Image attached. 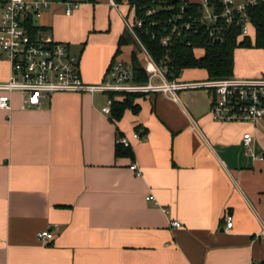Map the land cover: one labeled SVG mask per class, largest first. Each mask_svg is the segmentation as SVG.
Here are the masks:
<instances>
[{"label": "crops", "instance_id": "obj_1", "mask_svg": "<svg viewBox=\"0 0 264 264\" xmlns=\"http://www.w3.org/2000/svg\"><path fill=\"white\" fill-rule=\"evenodd\" d=\"M62 1L80 6L67 16L55 2L33 24L69 47L87 84L102 83L115 61L131 65L126 3ZM184 72L182 81L208 79ZM10 76L0 61V82ZM234 77L264 78V69L235 61ZM109 98L60 93L29 109L14 93L0 109V264H264V161L243 142L250 133L264 157V119L215 122L213 95L196 90L178 102L146 95L138 114L112 121L102 112ZM118 138L133 157H116ZM50 229L54 239L41 241Z\"/></svg>", "mask_w": 264, "mask_h": 264}, {"label": "built area", "instance_id": "obj_2", "mask_svg": "<svg viewBox=\"0 0 264 264\" xmlns=\"http://www.w3.org/2000/svg\"><path fill=\"white\" fill-rule=\"evenodd\" d=\"M58 1L66 5L67 16L80 6L62 0H3L0 3V61L11 65L10 78L0 82V109H11V95L14 93L22 94L26 107L34 109L46 98L60 93L109 96L162 94L178 102L182 92L206 90L213 95L210 113L215 122L255 124L264 119V78L182 81L181 77L174 76L171 79L169 71L155 62L137 34V30L143 31L148 24L150 27L163 25L166 35L161 38V43L164 47H169L173 38L185 36L189 39L190 34L207 36L209 46H215L224 43L227 34L238 24L241 37H249L252 23L248 10L264 3V0H182L180 10L162 21L154 18L160 11L174 9L171 0H163L160 5L156 0H136L135 4L126 2L130 12L124 17L125 24L139 42L149 80L145 84L135 83L132 66L115 61L106 79L97 85L83 80L77 59L66 44L55 41L45 31L32 35L28 29L29 19L33 21L41 17L43 10ZM111 4L119 6L114 0ZM152 38H157V35H152ZM112 106L110 97L102 112L110 116ZM134 137L138 141L145 139L139 134ZM243 142L248 155L254 160L264 161V157L255 152L250 133L244 135ZM116 144L132 148L127 138H118ZM131 170L141 175L137 164H133ZM147 200L157 204L152 195ZM172 226L180 228L182 224L174 221ZM233 226L234 219L229 215L226 217V229L231 230ZM38 238L43 242L52 241L54 234L50 229L40 233Z\"/></svg>", "mask_w": 264, "mask_h": 264}, {"label": "trees", "instance_id": "obj_3", "mask_svg": "<svg viewBox=\"0 0 264 264\" xmlns=\"http://www.w3.org/2000/svg\"><path fill=\"white\" fill-rule=\"evenodd\" d=\"M151 1V0H149ZM3 0H0V3ZM117 3L135 4L136 0H116ZM163 0H156V4L160 5ZM182 0H171L170 4L174 9L171 11H160L154 20H165L173 13H177L181 8ZM192 10V9H191ZM248 16L251 19L252 27L255 29V40L252 41L249 37H241V27L236 24L227 34V39L224 43L215 46H209L207 36L198 34L188 35L189 39L186 43L180 37L172 39L169 47H164L161 43V38L166 35L163 25L159 27H150L137 30L138 37L141 43L149 51L155 62L163 65L169 71V78L181 77L186 70H204L208 74V80H220L234 77L235 69V52L240 48L245 49H260L264 50V3L257 7L248 10ZM28 29L32 35H37L43 29L35 27L33 21L29 19ZM156 34L157 38L153 39L152 35ZM133 37V36H132ZM137 50L132 55V70L134 74V82L145 84L149 80V75L145 69V64L142 58V49L139 42L133 37ZM127 44L125 39L121 40L118 54L121 52V47ZM139 49V50H138ZM203 53L202 56H197V52ZM113 99L112 121H119L123 118L127 110H131L134 114L140 112V106L136 105V100L145 97L143 94H128V95H111ZM118 98H121L119 100ZM116 157H133L131 148H125L120 144H116Z\"/></svg>", "mask_w": 264, "mask_h": 264}, {"label": "rangeland", "instance_id": "obj_4", "mask_svg": "<svg viewBox=\"0 0 264 264\" xmlns=\"http://www.w3.org/2000/svg\"><path fill=\"white\" fill-rule=\"evenodd\" d=\"M64 4V3H63ZM126 38L129 41L130 46H132L133 49L137 50V46L135 45L134 39L131 35V33L127 29V35ZM249 38L254 41L255 40V30L250 27V35ZM139 50V49H138ZM261 53L259 49H245V48H240L236 51L235 53V61H236V66L239 69H254L257 71H263L264 69V59L258 56V54ZM203 53L197 52V56H202ZM264 55V54H263ZM143 58V55H142ZM144 62V61H143ZM145 64V63H144ZM200 75H204L203 71H199ZM187 72H184L181 76L186 77ZM237 75V73H235ZM263 78V77H262ZM146 96V95H145Z\"/></svg>", "mask_w": 264, "mask_h": 264}, {"label": "water", "instance_id": "obj_5", "mask_svg": "<svg viewBox=\"0 0 264 264\" xmlns=\"http://www.w3.org/2000/svg\"><path fill=\"white\" fill-rule=\"evenodd\" d=\"M187 37H185V36H182V41L184 42V43H186L187 42Z\"/></svg>", "mask_w": 264, "mask_h": 264}]
</instances>
